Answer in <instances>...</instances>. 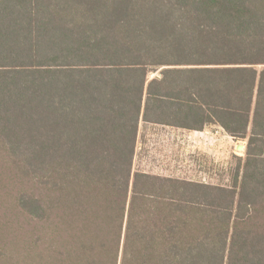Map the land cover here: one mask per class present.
<instances>
[{
  "label": "trees",
  "instance_id": "trees-1",
  "mask_svg": "<svg viewBox=\"0 0 264 264\" xmlns=\"http://www.w3.org/2000/svg\"><path fill=\"white\" fill-rule=\"evenodd\" d=\"M149 126L245 156L139 171ZM0 264H264V0H0Z\"/></svg>",
  "mask_w": 264,
  "mask_h": 264
},
{
  "label": "rangeland",
  "instance_id": "rangeland-1",
  "mask_svg": "<svg viewBox=\"0 0 264 264\" xmlns=\"http://www.w3.org/2000/svg\"><path fill=\"white\" fill-rule=\"evenodd\" d=\"M208 132L203 137L157 126L140 128L136 169L206 184H231L235 157L245 156L247 142L216 127H208Z\"/></svg>",
  "mask_w": 264,
  "mask_h": 264
},
{
  "label": "crops",
  "instance_id": "crops-1",
  "mask_svg": "<svg viewBox=\"0 0 264 264\" xmlns=\"http://www.w3.org/2000/svg\"><path fill=\"white\" fill-rule=\"evenodd\" d=\"M212 127H214V126H212ZM216 128H218V127H216ZM162 129H173V130H178V131L180 130V131L196 132V133H198L200 135H203V137H207L208 133H209L208 132V127L205 128L203 131H191V130H186V129H176V128H173V127H165V128H162Z\"/></svg>",
  "mask_w": 264,
  "mask_h": 264
}]
</instances>
